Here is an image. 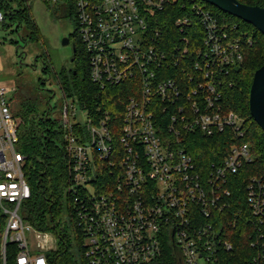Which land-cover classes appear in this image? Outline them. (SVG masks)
Wrapping results in <instances>:
<instances>
[{
  "label": "trees",
  "instance_id": "obj_1",
  "mask_svg": "<svg viewBox=\"0 0 264 264\" xmlns=\"http://www.w3.org/2000/svg\"><path fill=\"white\" fill-rule=\"evenodd\" d=\"M42 1L51 14L75 25L72 36L76 40L72 69L58 70L55 72L56 78H53L48 60L42 61L38 56L39 61L43 63L42 73L55 79L62 101L68 99L76 108L86 111L92 123L103 118L105 112H108L110 129L117 145L118 141L120 142V132H123L122 123L128 106L127 101L135 95L134 87L136 84L140 85V79L131 78L118 85L106 82L104 86L93 82L90 56L77 32L76 0H57L55 3ZM237 1L248 6L264 8V0ZM164 2L162 9H155L154 13L149 14V34L146 42L160 63L167 60L163 68L153 65L152 69L158 73L160 81L172 80L179 86L182 93L180 103L184 104L187 110L191 108V101L197 98L192 95L191 88L202 81L200 74L192 70L193 60H196L197 50L203 52L206 49L203 39L207 35V29L195 6L209 10L219 25L234 36L233 38L242 39L246 36L251 40V45L245 46L242 51L241 63L217 68L215 71L219 93L215 106L239 116L243 120L242 131L236 133L226 126L223 132L207 137L199 131H190L181 126V136L177 140L169 126L174 122L172 116H180V103L167 106L157 99L154 110L163 139L173 147L179 146L186 150L194 166V180L200 182L206 199H214L219 203L221 211H218V208H205L201 202L194 201L180 204V207L171 203L166 205L163 202L165 198L158 195L156 180L142 186L140 184L141 189L132 193L125 183V176L121 178V182L118 181V175H123L118 169L124 160L123 150L118 148L112 157L106 160L97 158L94 164H89L91 169L95 166L97 169V179L92 181L95 195H91L94 193L91 188H76V192L71 191L74 188L73 176L68 151L65 149L60 115L59 118H52V110L48 107L44 109L46 104L49 105L54 91L37 86H21L16 88L7 100L12 116L21 120L14 148L24 157L22 173L30 188V198L20 204L19 214L22 221L30 225L33 231L53 236V248L44 252L48 264H88L83 220H80L79 213L83 212V207L90 208L91 197H98L109 190L115 192L110 200L113 206L118 208L119 218L131 220L140 215L153 221L158 227L155 241L158 243L159 253L156 252V257L149 264H181L180 254L172 243L177 233L175 226L178 229H190L198 252H201L199 241L211 243L209 236L202 230L208 225L217 230L220 222L223 226L222 240L231 243L234 250L219 249L218 252L212 253L217 264H251L253 258L263 251L256 239L259 223L248 202L247 187L252 184L253 179L264 181V132L251 117L248 104L253 75L264 66V35L252 25L201 0ZM0 10L3 12L4 21L8 20L10 25L16 26V32L20 27L25 29L26 39L21 37L23 41L38 44L40 32L33 19L29 0H0ZM178 21H183L184 24ZM186 38L189 40L188 55L175 62L173 58L181 54L185 47L183 39ZM13 44L18 45V42ZM189 72L194 74V82L188 79ZM43 90L49 92V98L41 93ZM11 106L15 108V112H12ZM86 129L84 125H74V132L83 137L87 136ZM244 145L248 147L250 161L243 162L237 173L228 172L224 178L218 177L217 171L226 166L225 161L231 149ZM118 147L120 148V143ZM209 180L214 181L216 187L210 185ZM226 192L229 194L226 195ZM154 197L156 199H153ZM6 206L0 201V264H15L18 252L16 244H7L6 261L3 259V237L8 220L3 208ZM185 206L188 211H185L184 216H179ZM205 212H208L209 216ZM260 229L263 235L260 243L264 244V225H261ZM29 239H33L32 234ZM187 248L194 250V245Z\"/></svg>",
  "mask_w": 264,
  "mask_h": 264
},
{
  "label": "built area",
  "instance_id": "obj_2",
  "mask_svg": "<svg viewBox=\"0 0 264 264\" xmlns=\"http://www.w3.org/2000/svg\"><path fill=\"white\" fill-rule=\"evenodd\" d=\"M45 1L55 3L57 0ZM164 4V0H76L77 32L90 56L93 82L101 86L106 82L118 85L128 79L139 78L140 85H135V95L127 101L123 132H120L117 145L110 129L108 112L92 123L86 111L79 110L68 99L63 101L60 120L73 176L74 188L71 191L91 188L94 192L91 195H95L92 181L97 179V169L96 166L91 169L89 164H94L97 158L106 160L112 157L118 148L124 153V160L118 169L123 175H118V181L121 182L125 176V183L132 193L141 189L140 184L142 186L156 180V190L160 197L165 198L163 202L166 205L171 203L180 207V204L194 201L201 202L205 208H218L221 211L219 203L206 199L200 182L194 180V166L186 150L173 147L163 139L154 114L157 99L172 106L180 103L182 97L175 82L159 80L152 66L163 68L167 60L160 63L146 42L149 14L154 13L155 9H162ZM195 9L207 29L203 39L206 49L203 52L197 50L192 65L193 72L200 74L202 81L191 88L192 95L197 97L191 101V108L187 110L180 103L179 118L172 116L174 122L169 130L174 132L177 140L181 136V126L190 131H199L207 137L223 132L226 126L238 133L243 126V120L234 112H226L220 106H215L219 98L215 71L241 63L242 51L245 46L251 45V40L246 36L233 38L209 10L199 5ZM3 21L4 15L0 10V23ZM178 22L184 24L183 21ZM183 40L185 47L179 57L174 56L175 62L188 55L189 40ZM162 58L166 59L165 56ZM187 76L190 81H195L191 72ZM7 93V88L0 87V201L7 205L3 211L8 215L3 237V259L5 262L7 244L13 243L18 248L15 264H48L44 252L53 248V236L33 231L19 214L20 204L30 198V188L22 173L24 157L14 151L21 120L12 116ZM80 115L84 121L78 120ZM74 125L86 126L87 136L76 134ZM247 161H250L247 145L233 147L225 161L226 166L217 171L218 177L224 178L228 172L237 173L242 163ZM209 182L216 187L214 181ZM117 189L121 191L120 187ZM114 193L109 190L98 197H91L90 208L83 207V212L79 213L80 220H83L88 264H149L156 257V252L159 253L155 241L158 227L140 215L131 220L119 218V210L110 200ZM247 198L254 217L258 219L256 239L263 250L253 258L251 264H264V244L260 243L263 237L260 226L264 225L263 180L253 179L247 187ZM185 211H188L187 206L181 209L179 216H184ZM205 214L209 216L208 212ZM218 226L217 230L211 225L202 230L211 243L199 241L201 252H198L190 229L174 227L177 233L172 243L180 254L181 264H217L212 253L219 249L234 250L231 243L222 240L223 226L220 222ZM30 234L32 240L29 239ZM189 245H194V250L187 248Z\"/></svg>",
  "mask_w": 264,
  "mask_h": 264
},
{
  "label": "rangeland",
  "instance_id": "obj_3",
  "mask_svg": "<svg viewBox=\"0 0 264 264\" xmlns=\"http://www.w3.org/2000/svg\"><path fill=\"white\" fill-rule=\"evenodd\" d=\"M29 5L40 32V41L38 44L25 42L21 39V37L25 38L26 36L24 28L20 27L16 32V26L10 25L8 20L4 21V24L0 23V87L8 88L7 100L14 90L21 86L26 88L37 86L41 89L54 91L51 99H49V105L46 104L44 109H51V117L59 118L63 104L62 95L56 82H54L55 79L50 78L48 74H43L42 66L40 63L35 66L34 64L37 62L34 59H37L38 56L42 61L47 59L54 73H52L53 78H56L55 72L57 73L58 70L72 69L73 39L66 46L62 45L61 42L73 33L75 25L66 19L51 14L42 0H29ZM13 42H18V45H14ZM41 93L46 97L49 95L48 91L43 90ZM11 108L12 112H15V108L12 106ZM78 120L84 121V118L80 115Z\"/></svg>",
  "mask_w": 264,
  "mask_h": 264
},
{
  "label": "water",
  "instance_id": "obj_4",
  "mask_svg": "<svg viewBox=\"0 0 264 264\" xmlns=\"http://www.w3.org/2000/svg\"><path fill=\"white\" fill-rule=\"evenodd\" d=\"M201 1L218 8L222 12L243 20L264 35V8L248 6L237 0ZM61 44L65 46L68 45V39H63ZM248 104L251 117L264 132V66L256 70L253 75Z\"/></svg>",
  "mask_w": 264,
  "mask_h": 264
},
{
  "label": "flooded vegetation",
  "instance_id": "obj_5",
  "mask_svg": "<svg viewBox=\"0 0 264 264\" xmlns=\"http://www.w3.org/2000/svg\"><path fill=\"white\" fill-rule=\"evenodd\" d=\"M70 43V40L73 39V44H72V55L75 53L76 51V40L74 39V37L72 36V34H69L67 37H66ZM36 60L37 63H35L34 65L36 66L38 63H40V65L42 66L43 63L41 61H39V59H34V61ZM39 61V62H38ZM71 63H72V66L74 65V60H73V57H71ZM32 65V66H34ZM42 68V67H41Z\"/></svg>",
  "mask_w": 264,
  "mask_h": 264
},
{
  "label": "crops",
  "instance_id": "obj_6",
  "mask_svg": "<svg viewBox=\"0 0 264 264\" xmlns=\"http://www.w3.org/2000/svg\"><path fill=\"white\" fill-rule=\"evenodd\" d=\"M4 88H7V87H4ZM8 89V88H7Z\"/></svg>",
  "mask_w": 264,
  "mask_h": 264
}]
</instances>
